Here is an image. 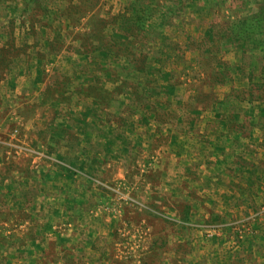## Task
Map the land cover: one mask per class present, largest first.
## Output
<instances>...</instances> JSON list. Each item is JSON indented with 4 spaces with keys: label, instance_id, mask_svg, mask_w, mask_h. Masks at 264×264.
<instances>
[{
    "label": "rangeland",
    "instance_id": "1",
    "mask_svg": "<svg viewBox=\"0 0 264 264\" xmlns=\"http://www.w3.org/2000/svg\"><path fill=\"white\" fill-rule=\"evenodd\" d=\"M131 1L133 0H31L33 3L26 6L25 0H0V82L4 83V86L0 87L2 97L12 91L11 84H16L17 78L13 70L18 69L21 65L27 66L30 63L39 62L40 65L46 63L45 71L50 74V78H54L56 72L62 75L64 73L66 79H70L72 82L68 84L64 78V83H67L66 89L63 87L58 89L56 80L50 82L52 85H48V87L55 90L50 91L48 99L60 100L62 104L74 101L71 100L72 95H79L78 89H76L78 83L75 82H78L77 77L80 72L82 73L80 69H85L86 72L87 64L86 56H79L75 53L76 48L80 46V38L83 39L86 35L92 34L93 40L96 41V37L105 35L107 30L104 22L122 13ZM157 2L160 5L163 2H171V10L174 9L175 2H184L178 12L175 13L174 24L165 27L158 37V42L169 39L170 41L180 40L182 42L190 40V48H183L180 56L160 55L162 61L159 64L153 63L148 66L146 77L150 81L142 82L139 73L136 72L129 77L125 76L130 79L131 85L137 84L136 80L139 78L138 80L141 82L139 88L143 93L147 87L151 88V92L154 93H151L150 97L147 98L148 103L142 101L137 103L133 97L121 95L118 87L115 89L114 86H118L119 82L114 83V85L113 83L108 84L106 89L99 83L92 84L88 90L91 95L101 98L102 94H107V89L110 87V89H115L114 91L118 92V96L122 97L120 101L122 106L119 105L118 108L115 106L112 111L105 112L106 117L102 118L100 124H105L106 127L115 125L117 129L113 131V135L117 137L118 141H121L122 138L126 144H129L132 141L125 139V134H130L129 132L133 128L137 130L141 128L139 127L141 123L135 120V117L145 115L146 112L150 113V111L154 114L153 108L157 107L169 111L170 115L169 121L165 120L161 124L156 122L159 124L158 129L161 130L164 125L170 124L174 128L175 134L194 143L195 137L201 142H204L202 140L204 136L207 137L205 131L200 133L202 127L209 131L218 130L222 133L223 127L228 126L225 120L227 119L231 125H229L228 131L223 132L222 137L230 136L232 146L226 153L229 154L233 150L230 156L235 157V159H245L247 153L252 154V158L255 160L263 158L264 104L261 101L264 100V88H255L254 99L251 103L243 102L222 108L218 101L228 99L230 95H239L243 98L250 97L247 90L248 81L243 79L234 69H231L233 83L220 86L214 82V71L218 70V67H223L224 64H230L233 67L239 63L238 54L231 49V41L213 42L210 46L217 53L210 57L205 56L206 53H202L201 48H203V44L205 46L208 44L206 41L204 43L202 38L212 20L215 22H233L260 11L264 6V0H157ZM242 2L246 8L243 7ZM237 5L239 7H236ZM114 35L118 38L124 37L119 31L115 32ZM58 36L60 38L57 41ZM87 49L94 50L92 47H87ZM208 49L209 46L205 52ZM117 52H120L117 46L93 51L94 64L90 65L91 73L96 76L98 72H102V80L105 81L103 83L105 85L108 77L112 75L110 68L107 67V62L108 60L119 62V59L115 57ZM52 56H54V60L51 62L50 57ZM248 56H251V53ZM248 56L247 60L250 58ZM197 62H201L202 67H199ZM77 64H79L80 69L76 67ZM153 65L154 67H151ZM98 68L99 71H97ZM255 72L256 75L259 74L258 67L255 68ZM255 83L264 84L259 78ZM140 98L142 99L144 96L141 94ZM11 100L9 104L8 100L4 102L0 99V156L14 167L11 166L7 169L6 166L7 171L4 177L9 174L10 170L23 172L24 167L19 165L24 162L27 164V168H32L31 171L35 172L34 175L39 172L40 166L38 165L42 161H51L52 159L49 150L38 144L39 141H37L36 136L38 137L37 133L41 132L37 130L39 126L35 122H29V119L34 117L37 107H30L22 101H20L21 105L19 106L20 102L16 99V101ZM152 103L154 104L151 105ZM89 104L86 99V105L83 104V107H88ZM231 106L234 107L231 108ZM240 110L242 111L240 112ZM218 111L223 112V119L216 117ZM149 113L146 114L148 117ZM234 114H240V118L234 120ZM122 127L125 128L126 132L118 130ZM208 139L212 140L211 137ZM146 141L147 147L152 150L153 154H157L155 150L159 146H166L167 144L166 139L162 137L154 140L146 138ZM19 145L41 152L43 158H34L23 154L16 155L14 148ZM219 157L224 158V154H220ZM154 159L151 160L152 165L143 164L140 168L137 167V170L146 174L151 168H154L152 167L156 162ZM29 169L27 170L29 171ZM18 173L12 177L14 183L7 185L14 184V191L23 195L26 191L23 190L24 186L22 185L24 183L18 182L22 180V176ZM77 173L75 171V174ZM190 173L192 174L194 171ZM191 174L190 177L194 179L195 175ZM0 177L2 178L1 173ZM8 181H10L9 178ZM93 184L108 193L109 196H115L114 200L115 202L118 200L120 206L139 207L141 211L151 214L152 221L155 223L156 232H152L155 237L162 233L160 230L163 228L167 234L179 230L183 238L181 243L175 242V233H170L171 237L166 238L167 240L161 236L159 239H153L151 231L148 232L146 228L142 227H137L134 230H121L118 234L127 247L121 249V258H116L111 264H182L178 258L180 255L191 256L187 264H211L207 254L212 248H215L217 239L220 238L223 241L220 249L224 258L229 260V256H231L232 264H264V261H261L264 260V257H261L264 256V248L256 247L260 244L257 241L259 236L264 239V200L259 205H251L252 208L249 210H237L230 214L225 222L216 220L206 222L204 219L196 221L197 219L192 217L190 213L192 208L190 209V204L187 202H183L181 205L174 201L172 204L185 208L187 211L184 215H169L166 212L155 214L146 208L144 203L133 199L128 194L129 189L125 184L99 180H94ZM0 185L6 184L2 181ZM20 188H22L21 191ZM114 189H119L123 195L131 200L125 201L118 196ZM34 192L31 190L26 194L30 195ZM6 203L0 197V264H25L24 259L26 257L22 256V253L16 252L18 246L12 243L14 239L18 240V233H11L10 235L7 232L18 229V219L28 216H19L18 211L8 213L9 204ZM5 222L7 225H4ZM22 223L24 222L22 221ZM13 224L16 226H12ZM153 240H155V247H149V242ZM247 246L251 249L254 247L252 249L254 253L251 251L250 254H245ZM130 249L132 255H130ZM82 252L83 250L79 252L78 256L75 255L79 259L75 263H69L66 260L69 257H64L61 264H86V254ZM67 254L74 255L72 251ZM49 255L51 256V254ZM201 256L202 259H200ZM166 257L169 258L167 261L170 263L164 261Z\"/></svg>",
    "mask_w": 264,
    "mask_h": 264
},
{
    "label": "crops",
    "instance_id": "2",
    "mask_svg": "<svg viewBox=\"0 0 264 264\" xmlns=\"http://www.w3.org/2000/svg\"><path fill=\"white\" fill-rule=\"evenodd\" d=\"M53 60L54 56L50 57V61ZM21 66L13 70L17 79L15 85L11 84L12 91L5 97L0 91V99L4 102L8 100L9 104L11 99H16L30 107H37L29 122L39 126L37 130L41 132L36 136L38 144L48 149L52 158L51 161H42L38 165L39 172L34 175L32 168H27L24 162L19 165L24 167L23 172L10 170L4 177L12 164L0 156V182L6 184L0 185V197L9 204L8 213L18 211L19 216H28L18 219V229L7 232L10 235L18 233V240L14 239L12 243L18 246L16 252L26 257L25 264H61L64 257H69L66 259L69 263H75L81 250L86 254V264H111L116 258H121V249L127 247L118 233L137 227L151 231L153 239L171 237V232L167 234L163 228L160 230L162 233L155 237L152 233L156 232L155 223L151 214L141 211L139 207L120 206L118 200V204L115 202V196H109L97 188L94 180L125 184L129 189L128 194L155 214L184 215L187 211L185 208L172 204L174 201L181 205L187 202L196 221L225 222L237 210H249L251 205H259L264 200V157L255 160L252 154L247 153L245 159H235L230 156L233 150L226 153L232 146L230 136L222 137L228 127L224 126L222 133L202 127L200 133H207V137L202 139L204 142L195 137L192 143L175 134L170 124L158 129L156 116L150 111L149 117L147 112L135 117L141 123L140 132L133 128L130 134H125V139L132 141L126 144L122 138L118 141L113 135L117 129L115 125L106 127L100 124L102 118L106 117L105 112L101 113L99 106L92 105L94 101L102 102L99 97L87 99L90 103L88 107H83L86 99L80 95H72L71 100L74 101L68 104L48 99L50 91L55 89L48 87L52 83L49 81L50 74L45 71L46 63ZM86 82L89 85L92 83L87 79ZM108 84L105 86L108 87ZM0 85L3 87L4 83L1 81ZM91 107L93 110L87 109ZM118 130L126 132L123 127ZM160 137L165 138L167 144L159 146L155 150L157 154H153L146 145V138L154 140ZM210 137L212 140L208 139ZM220 154H224V158H220ZM152 158L156 160L152 166L154 168L146 174L137 170L143 164L152 165ZM75 171L78 173L75 174ZM191 171L194 173L191 174ZM16 173L22 176L18 182L24 183L25 194L31 190L34 193L22 195L14 191V184L8 186V183H14L12 177ZM190 174L195 175L194 179ZM174 233L171 234H174L175 242L181 243L183 238L180 231L175 230ZM217 240L207 258H210L211 264H232L231 256L229 260L225 259L220 249L222 239ZM257 241L260 244L256 247L264 248L261 236ZM149 245L155 247V240ZM252 249L247 246L245 254H250ZM69 251L74 255L67 254ZM130 253L132 255L131 249ZM189 257L178 256L182 264H187ZM167 260L169 258L166 257L164 261Z\"/></svg>",
    "mask_w": 264,
    "mask_h": 264
},
{
    "label": "trees",
    "instance_id": "3",
    "mask_svg": "<svg viewBox=\"0 0 264 264\" xmlns=\"http://www.w3.org/2000/svg\"><path fill=\"white\" fill-rule=\"evenodd\" d=\"M32 3L31 0H25L24 2L26 6H30ZM170 3L171 2H163V4L160 5L157 0H133L129 2L127 8H125L122 13L113 16L104 22L107 30L105 35L103 34V36L96 37V41L93 40L94 36L92 34L86 35L83 39L80 38V46L76 48L75 53L79 56H86L87 64L86 72L85 69L79 68V64L76 66L82 71L77 77L78 82H75L76 84L78 83L76 87V89H78L77 93L85 99L96 97L93 94L91 95L88 91L91 88V84H94L95 82L101 84V86L106 89V86H104L105 84H103L104 81L102 80L103 73L98 72L96 76H93L91 73L90 65L94 64L93 51L95 52L97 50L99 51L101 49L117 46L120 49V52L115 53V57L119 59V62H111L108 60L107 67L110 68L112 75L108 77L107 83H113L114 85V83L119 82L117 84L118 86H114L115 89L118 87L121 95L131 96L137 103H139L138 101L148 103L147 98L154 92H151L150 87H147L144 93L140 91L139 86L141 85V82L138 79L140 78L142 82L147 80L150 81L146 77L148 66L153 63L155 65L159 64L162 61L160 55L170 57L171 55L180 56L183 52V48H190V40L182 42L180 40L170 41L169 39L164 42H158V37L161 35V32L165 27L174 24L175 13L178 12L184 2H175L173 10L170 9L172 7ZM242 3L243 7L246 8L244 2ZM236 7H239V5ZM117 31L122 33L124 37H115L114 33ZM60 36L56 39L57 41ZM202 39L204 43L205 41L208 42L206 46L203 44V48H201V51H203L202 53H206L205 56L210 57L217 53V51L213 50L210 46L213 42L217 41L219 43L222 40H229L231 41V49L238 54V58L240 59L239 63L233 67H231L230 64H224V66L222 65L223 67H218V70L214 71V82L216 85L223 86L233 83L231 69H234L243 79L248 81L249 84L247 88L250 96L249 98H243L239 95H230L228 99L218 101L220 106L226 107L229 105H238L243 102L251 103L254 99L255 88H264V84L255 83L258 78L264 82V6H262L260 11L233 22H215L212 20L204 32ZM208 46L209 49L205 52ZM87 47H92L94 50H88ZM249 53H251V56H248ZM247 56L250 57L249 60H247ZM197 65L202 67L201 62H197ZM151 67H154V65ZM256 67L259 69L258 75H256L255 72ZM135 72L139 73V78L136 80L138 83L131 85L129 81L130 79L125 76L129 77ZM52 78H50V82L56 80L55 82L57 83L56 86H58V89L60 87L66 89L67 83H72L70 82V79H66L67 77L64 73L62 75L56 72L54 78ZM64 78L67 81L66 84L64 83ZM86 79L90 80L92 83L89 85V81L86 82ZM114 90H109L108 88L107 94L104 93L100 96L102 102L97 103L94 101V103L92 102V105L99 106L101 113H107L109 110L112 111L115 106L119 107L120 96H118V92H115ZM141 94L144 96L142 99L140 98ZM261 102L264 104V100ZM153 104L154 103L151 105ZM232 107L234 106H231V108ZM101 108L106 110H102ZM87 109L93 110L92 107ZM153 109L156 121L160 124L165 120L169 121V111H164L157 107ZM241 111L242 110H240V112ZM161 113L164 114L162 115ZM216 117L223 119V112L218 111ZM233 118L234 120H238L240 114H234ZM225 120L228 124L227 127L229 128L231 122L229 124V120ZM63 169L65 168L63 167Z\"/></svg>",
    "mask_w": 264,
    "mask_h": 264
},
{
    "label": "built area",
    "instance_id": "4",
    "mask_svg": "<svg viewBox=\"0 0 264 264\" xmlns=\"http://www.w3.org/2000/svg\"><path fill=\"white\" fill-rule=\"evenodd\" d=\"M15 154L16 155H27V156H31V157H36V158H43V154L41 152H38L37 150H34L32 148H28L25 146H17L16 148H14ZM114 191L118 194V196L122 197V199H124L125 201H129L131 200L130 198H128L127 196L123 195L119 189H114Z\"/></svg>",
    "mask_w": 264,
    "mask_h": 264
}]
</instances>
